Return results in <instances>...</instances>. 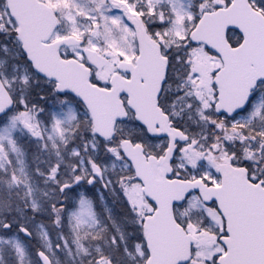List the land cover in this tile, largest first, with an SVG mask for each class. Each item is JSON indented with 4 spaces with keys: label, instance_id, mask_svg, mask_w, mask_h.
<instances>
[{
    "label": "snow or ice",
    "instance_id": "snow-or-ice-1",
    "mask_svg": "<svg viewBox=\"0 0 264 264\" xmlns=\"http://www.w3.org/2000/svg\"><path fill=\"white\" fill-rule=\"evenodd\" d=\"M0 264H264V0H0Z\"/></svg>",
    "mask_w": 264,
    "mask_h": 264
}]
</instances>
